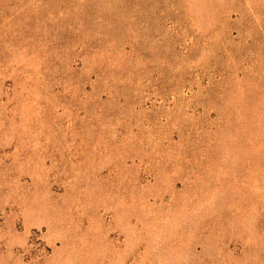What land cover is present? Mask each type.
Returning <instances> with one entry per match:
<instances>
[{
  "label": "rangeland",
  "instance_id": "obj_1",
  "mask_svg": "<svg viewBox=\"0 0 264 264\" xmlns=\"http://www.w3.org/2000/svg\"><path fill=\"white\" fill-rule=\"evenodd\" d=\"M0 264H264V0H0Z\"/></svg>",
  "mask_w": 264,
  "mask_h": 264
}]
</instances>
